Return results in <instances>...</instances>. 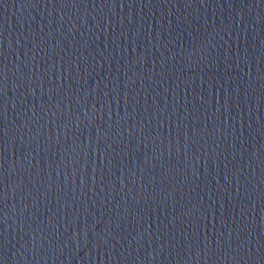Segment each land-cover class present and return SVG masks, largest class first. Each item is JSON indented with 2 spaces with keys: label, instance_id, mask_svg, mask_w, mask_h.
Segmentation results:
<instances>
[{
  "label": "water",
  "instance_id": "water-1",
  "mask_svg": "<svg viewBox=\"0 0 264 264\" xmlns=\"http://www.w3.org/2000/svg\"><path fill=\"white\" fill-rule=\"evenodd\" d=\"M0 264H264V231L0 102Z\"/></svg>",
  "mask_w": 264,
  "mask_h": 264
}]
</instances>
